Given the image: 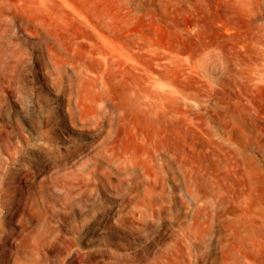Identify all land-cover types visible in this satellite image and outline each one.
Returning <instances> with one entry per match:
<instances>
[{"label":"rangeland","instance_id":"rangeland-1","mask_svg":"<svg viewBox=\"0 0 264 264\" xmlns=\"http://www.w3.org/2000/svg\"><path fill=\"white\" fill-rule=\"evenodd\" d=\"M0 264H264V0H0Z\"/></svg>","mask_w":264,"mask_h":264},{"label":"bare ground","instance_id":"bare-ground-1","mask_svg":"<svg viewBox=\"0 0 264 264\" xmlns=\"http://www.w3.org/2000/svg\"><path fill=\"white\" fill-rule=\"evenodd\" d=\"M104 73V72H103ZM95 80V79H94ZM92 85V84H91ZM103 85H105V84H103ZM103 88V87H102ZM99 90V89H98ZM85 98V97H84ZM84 98H81L79 101H75V104L77 105V109H78V112H79V114L80 113H82V112H84V109H80V107L81 106H83L84 108H87V104L85 103V99ZM96 101V100H95ZM89 104V103H88ZM97 104H99L98 102H97ZM68 105H70V103H68ZM88 107H90V106H88ZM92 107V106H91ZM100 107V106H99ZM98 107V108H99ZM94 108V107H93ZM80 109V110H79ZM92 109V108H91ZM90 109V110H91ZM101 109V108H100ZM67 110L69 111V113L71 114L72 112H71V108H67ZM100 111V110H99ZM89 113V112H88ZM98 114H100V112H97ZM84 114H85V112H84ZM95 111H94V109H93V111H92V117H94L95 116ZM81 116V115H80ZM88 116V115H87ZM90 116V117H91ZM99 115H97V117H98ZM102 116V114H100V117ZM85 117V116H84ZM75 117L74 116H72L71 117V121H73V119H74ZM59 121H57V120H54V123L56 124V123H58Z\"/></svg>","mask_w":264,"mask_h":264}]
</instances>
